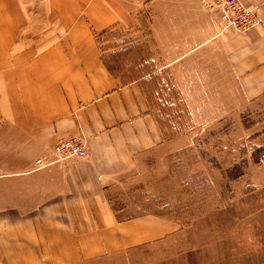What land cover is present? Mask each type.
<instances>
[{
    "label": "crops",
    "instance_id": "0c3cea01",
    "mask_svg": "<svg viewBox=\"0 0 264 264\" xmlns=\"http://www.w3.org/2000/svg\"><path fill=\"white\" fill-rule=\"evenodd\" d=\"M241 1L260 26L221 31L207 0H0V264H264V158L175 195L167 165L160 213L117 204L167 143L140 74L199 122L264 104V0ZM71 136L87 156L56 160Z\"/></svg>",
    "mask_w": 264,
    "mask_h": 264
},
{
    "label": "rangeland",
    "instance_id": "374dc122",
    "mask_svg": "<svg viewBox=\"0 0 264 264\" xmlns=\"http://www.w3.org/2000/svg\"><path fill=\"white\" fill-rule=\"evenodd\" d=\"M123 34L115 32L113 43L118 44ZM144 54L147 50L144 49ZM142 71L147 72L153 65L144 62ZM143 93L149 101L159 129L167 142L164 150L159 151L157 160H151V170L147 179L127 187V195L121 202L130 204L136 210L131 213L161 212L163 173L170 166L171 195L178 193L176 179L182 181V193H193L194 181L215 180L222 189L229 188V180L245 177V168L249 163L260 162L264 150V104L255 102L249 107L234 108L222 115L221 108H205L208 115L200 118H216L214 122L195 121V114L202 108L185 107L177 91L167 76L154 74L141 75ZM219 112V116H216ZM205 110V111H206ZM263 155V156H262ZM85 158V157H84ZM180 165V166H179ZM183 165V166H181ZM204 185V183H201ZM215 184V183H214ZM175 204V203H174Z\"/></svg>",
    "mask_w": 264,
    "mask_h": 264
},
{
    "label": "built area",
    "instance_id": "2783aa9c",
    "mask_svg": "<svg viewBox=\"0 0 264 264\" xmlns=\"http://www.w3.org/2000/svg\"><path fill=\"white\" fill-rule=\"evenodd\" d=\"M209 8L217 12V20L221 31L235 30L245 32L261 25L262 20L255 8H251L241 0H207ZM56 160L67 158H84L87 147L81 138L71 136L60 140L53 147ZM37 168L47 165L41 158L35 160Z\"/></svg>",
    "mask_w": 264,
    "mask_h": 264
},
{
    "label": "trees",
    "instance_id": "16d2710c",
    "mask_svg": "<svg viewBox=\"0 0 264 264\" xmlns=\"http://www.w3.org/2000/svg\"><path fill=\"white\" fill-rule=\"evenodd\" d=\"M262 152H263V155H264V150H263ZM263 155H262V156H263Z\"/></svg>",
    "mask_w": 264,
    "mask_h": 264
}]
</instances>
